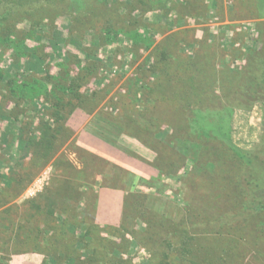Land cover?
<instances>
[{"label": "rangeland", "instance_id": "374dc122", "mask_svg": "<svg viewBox=\"0 0 264 264\" xmlns=\"http://www.w3.org/2000/svg\"><path fill=\"white\" fill-rule=\"evenodd\" d=\"M263 23L264 0L0 3V264H261L215 219L264 150Z\"/></svg>", "mask_w": 264, "mask_h": 264}, {"label": "trees", "instance_id": "16d2710c", "mask_svg": "<svg viewBox=\"0 0 264 264\" xmlns=\"http://www.w3.org/2000/svg\"><path fill=\"white\" fill-rule=\"evenodd\" d=\"M5 1L6 0H0V3H4ZM9 1H17L21 4L24 0H8V2ZM262 25H264V23ZM259 39L262 49L256 52L254 55L255 57L248 59V66L251 65L255 67L260 61H264V26L259 28ZM63 73L64 76H66L65 78H67L65 68ZM251 81L250 79L248 82L250 84L247 86L249 87V89H247L249 91L252 89L253 85ZM44 136L41 137V139H45ZM248 155L247 161L240 165L238 171V180L235 183L238 189L236 192L237 195L229 199L230 203L235 204L234 207L230 211H220L219 207L216 208L217 213H221L215 220L216 223L222 224L221 226L225 227L239 223V229L241 228L240 234L245 235L247 239L251 238L252 241L259 246L261 257L264 258V150L253 156L251 153H248ZM211 218V215H209L206 219L210 220ZM180 228L182 229V234L187 232L183 229V222ZM93 262L95 264H102L97 258H95ZM93 262L86 261L85 257L80 264H94ZM260 263L263 264L264 260H260ZM217 264H223V261Z\"/></svg>", "mask_w": 264, "mask_h": 264}, {"label": "crops", "instance_id": "0c3cea01", "mask_svg": "<svg viewBox=\"0 0 264 264\" xmlns=\"http://www.w3.org/2000/svg\"><path fill=\"white\" fill-rule=\"evenodd\" d=\"M111 158V155H110ZM96 202L95 220L97 223H114L117 206L121 200L117 192L111 190H100ZM110 199V202H108ZM117 203V204H116ZM106 213V214H105ZM110 213V217L108 214ZM8 264H41V258L36 254H21L12 256Z\"/></svg>", "mask_w": 264, "mask_h": 264}]
</instances>
